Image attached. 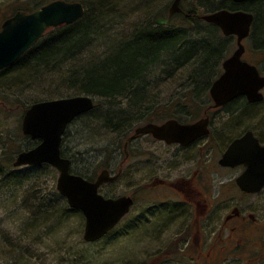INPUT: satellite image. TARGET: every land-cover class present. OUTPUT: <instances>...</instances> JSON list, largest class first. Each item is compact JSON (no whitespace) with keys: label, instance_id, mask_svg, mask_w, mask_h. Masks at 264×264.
Returning <instances> with one entry per match:
<instances>
[{"label":"rangeland","instance_id":"1","mask_svg":"<svg viewBox=\"0 0 264 264\" xmlns=\"http://www.w3.org/2000/svg\"><path fill=\"white\" fill-rule=\"evenodd\" d=\"M50 1L52 0H0V25L21 7L32 11ZM222 2L227 7L230 6L226 0H200L205 8L198 9L193 15L196 12L205 15L208 13L206 11L219 8ZM170 3L171 0H109L104 9L112 11L113 20H108L104 25L102 36L94 38L88 50L75 54L73 60L60 70L56 69V73L41 81H32L26 77L25 66H18V70L9 69L0 75V163L4 158L6 162V168H3L0 175V264H144L145 260L141 261V258L147 257L150 242L164 247L172 237L173 232L150 238L147 235L150 227L136 223V208L146 203L139 200L108 235L96 242L86 243L82 239L84 217L72 211L56 190L59 172L50 166L41 169L38 166L13 168L11 165L17 154L31 144L28 138H23L21 132L25 109L34 102L78 95L80 91L77 86H71L67 81L63 83L69 73L84 67L85 62L103 60L101 66L95 69L85 66L82 72L85 77L90 72H94V75H107L109 72L106 69L110 64L117 63L114 71H117L122 62H125V66L128 65L132 56H124L118 42L125 44L142 27H158L164 32H184L185 37L188 36L185 45H197L198 48H201L204 32L211 30L216 37L215 43L222 44V49L210 75L204 76L207 85L197 93L193 92L189 79L194 58L175 63L162 57L153 61L152 70L145 73L141 84L144 87L142 94L150 101L149 106L142 113L141 119L136 118L139 112L133 117L135 119L127 136L151 118L160 121V117L163 118L161 120L173 117L175 106H178V117L181 119L193 120L200 116L202 106L209 105L212 100L208 89L220 75L223 61L236 49V40L224 36L217 27L202 20L196 21V24H182L180 18L174 16L166 26L155 25L153 16L156 13H159L157 18L167 16ZM242 8L249 10L254 16L252 33L243 41L246 48L244 59L258 66L264 74V0L245 4ZM259 30L262 31L258 37ZM47 33L41 41L47 37ZM161 35L162 33L156 35L152 32L148 34L147 39L152 44L150 48L147 47L149 54L156 53L161 47ZM190 40L192 43H187ZM94 100L95 110L99 112L97 115L101 117L79 118L72 122L68 125L65 141L61 145L62 151L71 161V174L88 179H95L106 166H111L112 174H115L116 165L122 159L119 155H111L118 136H113L109 130L104 129L102 121L105 114L108 111H122L131 113L132 116L133 113L127 102L121 107L116 102L108 105L107 101L99 97H94ZM198 108L200 111H197ZM255 108L258 116L254 122L261 120L264 126V100ZM181 110L183 114H180ZM159 112L163 114L158 116ZM119 115L121 114H116L118 117ZM252 119L241 116L233 124L241 121L245 126L255 128ZM140 144L141 150L149 149L148 139H142ZM7 161H10V166ZM142 166L144 167L139 173L140 186L149 177V169L146 165ZM134 185L135 182L129 176L127 181L119 180L110 186H102L99 191L101 194L118 196L131 192ZM191 244L194 247V241Z\"/></svg>","mask_w":264,"mask_h":264},{"label":"flooded vegetation","instance_id":"2","mask_svg":"<svg viewBox=\"0 0 264 264\" xmlns=\"http://www.w3.org/2000/svg\"><path fill=\"white\" fill-rule=\"evenodd\" d=\"M226 1L230 3V6L225 10L250 12L242 7L257 0H246L241 3ZM174 2L175 0H171L167 16L162 19L156 18L157 21L160 19L165 22L161 26L168 25L174 16L187 18L188 13L205 8L200 0H179V11L170 15V8ZM221 4L226 6L224 2ZM218 10L223 9L214 7L212 11L206 12L212 13ZM230 38L236 40L235 36ZM245 53L246 48L241 60L254 65L259 75L264 77L258 66L244 59ZM223 72L221 65V73L218 77ZM263 100L264 94L260 102H250L245 95H237L223 106H214L210 100L209 105L202 106L200 116L193 120L179 118L178 106H175L173 111L175 115L171 118L161 120L162 117H160V121L151 118L149 122L137 126L128 136L131 128L124 135L115 134L119 138L117 137L111 155L114 157L119 155L122 159L116 165L115 174H112L111 166L101 170L107 171L109 177L114 179L102 183L97 190L98 194L104 199L120 197L132 199L130 210L120 222L133 210L139 200L145 201L146 203H143L141 207L136 208L135 221L150 227L147 233L150 238L162 237L164 234L173 232L164 247L149 243L147 257L141 258V261L145 260L144 264H264V185L254 191L244 190L237 183V179L245 172L246 166L221 164L230 145L247 134H250L249 137L255 139L259 146H264V126L260 119L254 122L258 116V113H255V107ZM197 111H200L199 108ZM162 114L159 112L158 116ZM180 114H183L182 110ZM241 116L253 118L255 128L245 126L241 121L233 124ZM141 117L143 115L139 119ZM202 120L206 121V133L188 143H168L156 139L150 133L134 134L138 127L147 124L162 126L168 121H175L179 125L188 126ZM66 130L61 139L60 156L68 160L69 158L61 149ZM23 138H28L31 144L20 152L33 149L40 143V140H32L26 135H23ZM142 139H148L149 149L146 151L141 150ZM14 161L15 158L12 161V167L20 168L13 166ZM69 162V172H71L70 159ZM41 165L37 166L41 168ZM142 165H146L149 169V177L147 182L140 186L139 173L144 167ZM129 176L135 182L131 192L118 196L100 193L102 186H110L119 180L127 181ZM97 177L90 180L83 178L95 182ZM192 241H194V247H192Z\"/></svg>","mask_w":264,"mask_h":264},{"label":"water","instance_id":"3","mask_svg":"<svg viewBox=\"0 0 264 264\" xmlns=\"http://www.w3.org/2000/svg\"><path fill=\"white\" fill-rule=\"evenodd\" d=\"M236 3L246 0H232ZM179 0L171 5L170 15L179 11ZM85 14L82 3L67 0H52L31 12L17 11L0 26V70L14 64L26 51L41 39L49 28L72 25ZM201 19L216 25L224 36H236L237 48L222 63L223 73L209 89L214 106H223L237 95H245L250 102L262 100L259 92L264 87L255 66L241 61L244 53L242 40L249 35L253 14L244 11L221 10L206 14ZM165 23L158 20V24ZM93 98L77 95L69 98L45 100L32 104L24 113L21 132L40 143L28 151L20 152L14 167L47 164L58 172L56 189L71 209L79 210L85 217V242H95L112 230L129 211L132 199L120 197L104 199L97 190L102 183L111 179L103 170L95 182L69 172L70 162L60 156L62 135L68 124L78 116L92 110ZM206 121L182 126L168 121L162 126L147 124L138 127L134 134H152L166 142L188 143L206 133ZM245 135L230 145L224 154L222 165L246 166L245 172L237 179L244 190H257L264 185V147Z\"/></svg>","mask_w":264,"mask_h":264},{"label":"trees","instance_id":"4","mask_svg":"<svg viewBox=\"0 0 264 264\" xmlns=\"http://www.w3.org/2000/svg\"><path fill=\"white\" fill-rule=\"evenodd\" d=\"M68 1L82 3L86 10L84 16L72 25L49 29L45 39L42 41L39 40L37 44L28 50L18 61L15 62V64L0 71V75L9 71V69L18 70L19 67L25 66V69H27L26 77L28 80L41 81L44 78L46 79L47 76L56 73V69L60 70L63 66L67 65V62L71 61L70 59H73L75 54H80L83 51H86V49L88 50L94 38L102 36V30L104 25L108 23L107 21L113 20L112 11L104 9L105 6H107L106 2L108 3L109 0ZM259 1L261 0H257L254 3H258ZM219 7L220 9L227 8V6H224L223 4H219ZM19 10L26 12L30 11L27 7H21ZM90 12L91 14L89 15ZM158 15L159 13L155 14L156 18ZM179 18L182 24H191L198 21L195 17L193 18L189 16L187 18L182 16ZM252 27H254V23ZM261 31L262 30H259L257 32V36ZM150 32L155 33L156 35L162 33L161 36H163L161 47L154 54H149L147 49V47L150 48L152 45L149 42L150 40L147 39ZM145 33H147V36H145ZM204 34V38L201 41V48H198L199 46L197 45H185L188 36L185 37L184 32H170L167 30L164 32V30H161V28L158 27L157 29L142 27L141 30L135 32L133 38L125 44L122 45L118 42L120 50L125 54L124 56H128L129 54L132 56V60L128 65L126 64L125 66V64H123L125 62H122L117 71H114L117 63L110 64L109 68L106 69V72H109L107 75H94V72H86L87 75L85 77L82 73L85 66L86 68H89L90 66V69H95V67H100L103 62V60L101 61L99 59L100 62L92 60V62H94L91 63L89 60L90 62H85L84 67L81 69L79 67L75 71L69 73V77L66 78V80L63 79V84H65L66 81L68 84L71 82L73 86L78 87L80 91L78 95L99 97L107 101V103H109L108 105L116 102L117 105L121 106L123 103L127 102L129 108L133 109L132 116L131 113L126 114L122 111H108L102 121L104 129L109 130V133L113 135H124V133L131 128L130 125L132 120L135 119L133 117L137 115L138 112L139 116L136 118L142 116V113H144L149 106L148 103L150 101L148 98L144 97V94H142L144 87H142L141 84H143V78L146 76L145 73H149L152 70L151 65H153V61L162 57L175 63L180 60L189 61L194 58L191 63L192 74L189 78L193 87V92L197 93L198 90L207 85L204 76L206 74L207 76L210 75L216 61L220 58L222 44L215 43L216 37L213 31L207 30ZM187 43L191 44L192 42L190 40ZM137 94H139V96ZM98 113L95 109H92L90 112L80 117V119L90 118L92 116L101 117L100 115H97ZM118 113L121 114L119 117L116 116ZM91 125H93V123H91ZM9 163L10 161H7V165H9ZM40 167L46 168L48 166L41 165ZM3 168H6L5 158L0 163V175L4 170Z\"/></svg>","mask_w":264,"mask_h":264},{"label":"bare ground","instance_id":"5","mask_svg":"<svg viewBox=\"0 0 264 264\" xmlns=\"http://www.w3.org/2000/svg\"><path fill=\"white\" fill-rule=\"evenodd\" d=\"M196 14V13H195ZM193 15V13H188V16L189 17H195V19H198L199 20V18L201 17V14H196V15ZM154 17V23H155V25H157V26H159L160 24H158V21L156 20V16L154 15L153 16ZM61 27V26H60ZM58 28V27H57ZM70 60H73L72 58L70 59ZM18 61V60H17ZM98 62H100V61H98ZM13 65V64H12ZM70 84H71V82H70ZM71 86H73L72 84H71ZM85 96H88V97H90V98H93V100H94V96H90V95H85ZM69 97H74V96H69ZM69 97H64V98H69ZM94 107H95V100H94ZM93 107V108H94ZM69 160V159H68ZM11 165H12V162H11Z\"/></svg>","mask_w":264,"mask_h":264}]
</instances>
